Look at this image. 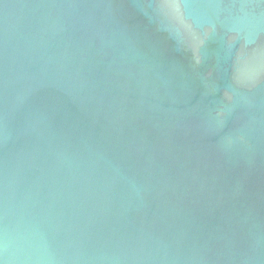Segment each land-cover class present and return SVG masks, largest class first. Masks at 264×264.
<instances>
[{"label":"water","instance_id":"obj_1","mask_svg":"<svg viewBox=\"0 0 264 264\" xmlns=\"http://www.w3.org/2000/svg\"><path fill=\"white\" fill-rule=\"evenodd\" d=\"M0 264H264V0H0Z\"/></svg>","mask_w":264,"mask_h":264}]
</instances>
